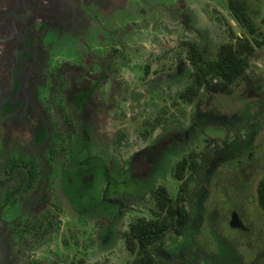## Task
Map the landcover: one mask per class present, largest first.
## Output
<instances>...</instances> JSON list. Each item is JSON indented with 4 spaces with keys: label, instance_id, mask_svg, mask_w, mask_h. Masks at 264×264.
<instances>
[{
    "label": "rangeland",
    "instance_id": "obj_1",
    "mask_svg": "<svg viewBox=\"0 0 264 264\" xmlns=\"http://www.w3.org/2000/svg\"><path fill=\"white\" fill-rule=\"evenodd\" d=\"M99 1L102 8L108 6L105 9L108 17L91 27L88 51L82 53L80 58L72 53V50H77V44L69 42L67 48L64 47L70 36L63 31L60 36L46 34L40 45H37L32 35V38L28 36L26 49L21 52L19 31L23 25L19 18L24 17V20L28 14L40 21L58 22L67 30L76 32L82 25V6ZM237 1L244 5L258 34L264 35V0ZM116 2L114 5L109 4L108 0H0V8H5L0 11V96L10 98L19 89L16 98L25 102L26 114L21 122L1 121L0 149H27L29 153L38 156L42 154L38 158L41 175L25 204L29 212V228L31 226L34 235L27 245L21 246L17 238L11 237V230L5 224L13 217L7 214V218H1L0 264H130L134 256L127 252L121 234L137 218L149 217L153 202L148 199L145 204H139L145 183L139 181L138 174H134L136 170L133 163L128 166L122 183L119 182L121 176L112 166L126 163L133 152L142 146L137 134L139 126L144 118L152 114L150 107L154 97L159 94L165 96L164 89L156 92L146 84H169L170 81L164 75L173 71L178 62L183 63L185 72L191 70L182 43L200 44L205 56L213 58L219 45L233 41L235 35L242 34L249 38L233 19L227 6L228 0ZM179 3L185 8V15L188 14L187 24L184 17L180 18L181 12L177 9ZM10 21L16 23L15 35ZM100 28L105 32L100 31ZM103 33H113L116 38L123 39L120 44H116V48L124 54L123 66H118L110 74L103 72L98 64L93 70L88 68L94 55L110 48V41ZM81 38L84 40L86 36ZM15 44L19 45L17 49ZM48 49L54 67L63 64L61 72L66 79L64 84H90L91 80L105 75L100 84L125 85H117L114 90L108 86L97 88L94 91L95 101H101V107L98 114L92 115L85 122L91 124L89 132L103 142L100 146L105 155L101 156V163L106 166L108 176L112 179L106 180L107 172L103 171L100 163L96 166L102 170L97 169L93 176L90 167L92 161L88 159L84 162L85 166L73 170L75 185L72 184L68 189L67 183L62 182L61 195L55 179L53 183L49 176L50 166L44 164L54 137L53 125L61 130L62 127L54 117L43 124L38 117L33 92L24 88L33 80L34 75L30 74V70L31 65L38 61L36 55ZM16 52L21 54L14 55ZM87 53L90 55L87 56ZM47 58L50 56L45 54L41 67H32L36 74L43 73L42 69L45 71L40 82L34 81V84H46ZM146 66L147 74L144 73ZM159 76L161 79H156ZM20 79L25 81L24 84H13L14 80ZM215 83V91L201 92L194 103L189 105L180 102L176 96L182 90L181 84H186L184 77L172 83L180 85L172 87L168 92L173 101L171 112L177 117L183 115L182 125H187L194 117L197 103L200 113L203 111L214 116L211 118L213 120L205 122L203 135L199 137V145L204 139L205 162L213 151L221 152L225 143L233 140L235 145L240 144L247 132H250L248 125L251 117H260L261 130L253 141L252 150L248 151L249 158L246 155L229 161L219 159L215 161L218 164L214 163L204 169L202 177L193 175L186 192L187 209L189 212L195 211L189 228L180 237L168 234L164 245L152 248L154 264H233L235 256L240 260L234 261L235 264H264V212L258 207L255 194L257 183L264 176V46L255 48L239 82L230 86ZM113 102L119 105L118 109L111 108ZM246 108H250L248 113H242ZM118 115L123 116L119 118ZM76 123L74 118L73 125ZM42 125L50 130L49 139L42 145L34 146V131ZM118 133L123 136L121 143H112L117 140ZM82 147L83 141L74 145L76 155L73 163L79 157L85 158V153L80 156ZM60 155L65 154L62 152ZM146 172L150 174V168ZM85 174L92 178L91 188L87 193L80 194L76 191L77 181L80 182ZM200 178L203 179L199 181L200 192L196 199L195 182ZM159 183L167 188L169 197H175L179 182L168 176ZM118 197L126 202L123 208H117L106 201ZM232 213L238 216L246 230L230 227ZM50 215H54V218L51 219ZM218 246L227 247H223L221 252Z\"/></svg>",
    "mask_w": 264,
    "mask_h": 264
},
{
    "label": "flooded vegetation",
    "instance_id": "obj_2",
    "mask_svg": "<svg viewBox=\"0 0 264 264\" xmlns=\"http://www.w3.org/2000/svg\"><path fill=\"white\" fill-rule=\"evenodd\" d=\"M108 1L109 4L115 5L117 3L116 0ZM106 8H108L107 5L105 6V8H102V3L100 1L96 4L82 6V10L84 12V14H82L80 17V19H82L80 21L82 25L79 28L80 30L76 32H72L71 29L67 30L65 26L60 25L58 22L40 21L37 18H31L28 14L27 16H25L26 18L24 20V17L19 18L20 24L23 25L20 28L21 32L19 31V35L21 36V52L25 51L26 49V45L29 41L27 40L28 36L31 37L32 35V37L37 41V45H40L42 37H44L46 34L51 33L52 35L56 36L58 34L60 36L61 32L63 31L68 32L70 36L69 39H67L68 42H65L64 47L67 48V46L70 44L69 42L77 44V50L75 52H73L74 50H72V53L73 55H76L80 58V55L82 53L88 51L87 49L89 47V42L91 41L89 31L91 27L95 25L97 21L107 19L108 16L105 15ZM3 9L5 8H0V11ZM177 9L181 12L180 18L184 17L183 19L187 24L189 17L188 14L185 15V8L179 3L177 4ZM25 20L27 21L26 27H24ZM9 23L11 24L13 34L15 35L14 26L16 25V23L13 21H10ZM4 31H6V28ZM100 31L105 32V30H101V28ZM83 35L86 36V39L84 40H82L81 38V36ZM103 35L110 41V43L108 44V47L110 48L102 50L98 55H94V57L90 59L88 68L93 70L96 64H98L103 72L110 74L116 71L118 66H123L122 60L124 54L116 48V44H120V41H122L123 39L116 38V35L113 33L110 35L103 33ZM195 44L199 47L201 54L205 56V52L203 51L201 45L197 43ZM18 46V44H15L16 49ZM66 51L69 52L70 50L66 49ZM17 53L19 52L14 53V55H16ZM45 54L50 56V58H47L49 60V64L46 68V71L48 72L46 75L47 82L46 84H34V81L40 82V79H42L45 71L42 69L43 73L36 74L32 71V67H41ZM51 55L52 54L49 53V49L39 55H36L38 61L31 65L30 70V74L34 75L33 80L32 82L28 83L30 87L24 86V88H28L33 92V98L36 105V110L38 112V117L42 119L43 124L44 122L46 123L48 120L54 117L56 121H59V125L62 127L61 130L59 129V127H57V125H53L52 131L54 137L52 138V142L47 150V161H45L44 164V166H50L51 173L49 174V176L50 178H52L53 183L55 179L57 189H61V191L59 192V195H61V193L63 192L62 182L65 181L67 183L68 189H70L72 184L75 185L76 182L73 179L72 172L74 169L77 170V168L85 166L84 162L88 161V159L92 161L90 167L93 176H95V172L98 169L96 165L100 163L103 171L107 172L106 180L109 181L110 179H112L110 178V176H108L109 173L106 166L101 163V160L103 161V158L101 156L105 155L104 149L100 146L103 142L99 140L97 136H93L92 132H89V127L91 124H85V122L88 118H91L92 115L98 114L97 111L99 110V107H101V101H95L94 91L97 88L108 86L111 90H114L117 85H121V87H124L125 85L100 84L104 81L105 75L103 77L99 76L96 80H91L90 84H64L66 82V79L62 76L61 72L63 64L54 67V60L51 58ZM89 55L90 53H87V56ZM29 58L30 57H26L25 59ZM187 62L190 65L188 59ZM147 67L148 66H146L144 69L145 74H147L148 72ZM189 72H185V66L182 62H178L173 71L164 75V78L170 81L169 84H146L156 92H161L162 89H164L165 96H161L159 94L157 97H154L152 105L150 107L152 114L149 116V118H144L141 122V125L139 126L140 130H138L137 134L139 136V139L143 143L142 146L133 152L126 163L123 162L122 165L119 164L116 166H112V169L116 170L117 173L121 176V181L119 182L122 183L123 177L126 175L128 166L133 163L136 170L134 174H138L137 176L139 177V181L142 180L141 182L145 183V188H143V191L141 192L139 204H145L146 202H148V199H151L153 202V209H151L149 217L141 216L137 218L136 221L138 222H140L141 220H149L151 218L162 216V213L156 209L154 192L159 187H162L167 194V188L164 186V184H161L159 182L163 181V179L168 176L170 179L172 177L174 178V168L180 167L183 171L182 179H174L175 181L180 183L177 188V195L184 181H189L188 178H193V175H201L202 177L204 169L209 168L214 163L215 165L218 164L215 161L220 159V151H213L208 157L207 162H205L203 155L204 139L200 141L201 145H199V137L203 135L204 127L206 124L205 122H210L209 120H213L211 119L214 117L212 114H208L203 111L200 113V111H198L199 104L197 103V112L195 113L194 117L190 119L189 122H187V125L185 124L184 126L182 125L183 115L178 116V118L171 112L173 101L168 95V92L172 89V87L180 85L172 83H175L176 81L184 77L186 84H181L182 90L180 92L186 90L190 85H192L193 87H197V84H188ZM156 79H161V76ZM24 82L21 79L14 80L13 84L21 85L24 84ZM215 82L219 81H213L210 83V85L208 84L207 86L205 84H201V86L198 87V93L194 100L199 97L201 92H207L208 90L215 91ZM18 93L19 89L10 98H4L0 96V123L1 121L21 122L23 117L26 118V114L24 113L25 102L16 98ZM178 93H176L178 100L184 104L189 105V103L183 102L181 99H179ZM194 100L192 103H194ZM116 107L118 109L119 105L113 102L111 108L115 109ZM107 115L104 118V121L107 119ZM118 116L120 118L123 115ZM74 118L77 120V123L75 125H73ZM251 118L248 129L249 131L251 128L257 130L258 135L262 127L259 121L260 117L253 116ZM217 121L220 122V120H214V122ZM97 132L98 130H96V133ZM50 133L51 132L50 130H48L47 126H38L33 134L34 146L42 145L46 140L49 139ZM122 138L123 136L118 133L117 140L112 141V143L120 144V140ZM80 141H83L84 144V148L82 147V149L80 150L82 152L80 156H83L85 153L86 159L84 157H77L78 159L76 162L78 163H73L74 156L76 155L74 145ZM232 145H235V141L233 140L231 143H225L224 148L230 149L229 146L232 147ZM3 150L4 152H2ZM3 150L0 149V219L6 217L7 214L11 215L10 218L13 217L12 220H9V222L5 224L11 230V237L17 238L18 243L23 246L27 245L30 237L34 235L31 226L29 228V212L25 204L27 196L36 188L38 178L41 175V166L39 164L38 158H41L42 154L39 153L38 156L37 154L29 153L27 149L18 150L16 148L14 150L10 148ZM62 152H64V156L60 155V153L62 154ZM247 156L249 158L250 153H248ZM101 168L98 170H102ZM148 168H150V174L149 172H146V169ZM30 170L33 172L29 173ZM202 179L203 178L196 179L195 182L197 186L196 199L198 198V194L200 191L199 181H202ZM12 181L13 184H11ZM91 181V176L87 174L83 175L81 181H77L78 185L76 187V191L80 194L87 193L88 191H90ZM190 182H192V180L187 182L188 184L187 189L185 190L183 202L184 207L190 217L186 229L189 228V223L192 220L191 217L195 213V211H190V213L186 206V192L188 190V185ZM29 185L31 186L29 187ZM174 198L169 197V199L171 200ZM14 199H16L15 203H13ZM77 199L83 198L78 197ZM106 201L108 202V204L116 206L117 208H123L124 204L126 203L119 200V197L106 199ZM50 218H54V215H50ZM214 234L217 237V234ZM162 245H164V243Z\"/></svg>",
    "mask_w": 264,
    "mask_h": 264
},
{
    "label": "trees",
    "instance_id": "obj_3",
    "mask_svg": "<svg viewBox=\"0 0 264 264\" xmlns=\"http://www.w3.org/2000/svg\"><path fill=\"white\" fill-rule=\"evenodd\" d=\"M227 6L235 22L247 33L249 38L242 34L235 35L233 41L219 45L213 58H207L201 54L195 43H183L187 59L191 65L188 84H197V87L190 85L186 90L178 93L179 99L183 102L192 103L201 84L207 86L213 81H219L222 85L230 86L239 82L248 68L249 59L253 56L255 48L264 46V35L258 34L257 28L248 17L244 5L237 0H228ZM259 35L261 38L258 39ZM249 109H244L242 113L247 114ZM256 135L257 130L251 128L240 144L229 146L230 149L227 150L223 147L220 152V159L229 161L234 157L246 156L248 151L252 150V142ZM31 172L33 171L30 170L29 173ZM182 175L183 171L180 167L174 168V179L180 180ZM188 180L190 181L192 178L189 177ZM189 181L183 182L179 192L172 200L169 199L164 189L159 187L154 192V199L156 209L162 213V216L140 222L134 221L129 224L128 230L121 234L127 252L134 256L130 264H154L152 248L162 245L168 234L175 237L183 235L190 219L183 203ZM255 194L257 205L264 212V176L258 181ZM15 202L16 199L13 200V203ZM223 247L227 246H218V249L222 250ZM233 259V264H235L234 261L240 262L236 256Z\"/></svg>",
    "mask_w": 264,
    "mask_h": 264
},
{
    "label": "water",
    "instance_id": "obj_4",
    "mask_svg": "<svg viewBox=\"0 0 264 264\" xmlns=\"http://www.w3.org/2000/svg\"><path fill=\"white\" fill-rule=\"evenodd\" d=\"M229 225L234 229L243 230V231L246 230V228L243 227L242 223L240 222L238 216L235 213L231 214Z\"/></svg>",
    "mask_w": 264,
    "mask_h": 264
}]
</instances>
